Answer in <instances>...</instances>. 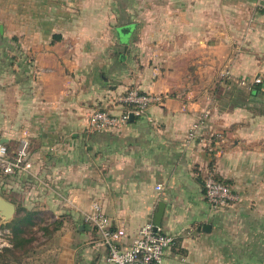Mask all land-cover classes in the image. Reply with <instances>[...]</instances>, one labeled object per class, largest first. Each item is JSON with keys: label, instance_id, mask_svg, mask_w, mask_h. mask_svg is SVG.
Returning a JSON list of instances; mask_svg holds the SVG:
<instances>
[{"label": "crops", "instance_id": "0c3cea01", "mask_svg": "<svg viewBox=\"0 0 264 264\" xmlns=\"http://www.w3.org/2000/svg\"><path fill=\"white\" fill-rule=\"evenodd\" d=\"M140 2L0 0V138L10 155L26 140L29 164L4 176V199L55 220L49 264H112L83 220L92 201L121 249L162 202L175 239L164 264H264V7L146 0L134 34L125 20ZM132 88L161 100L120 129L83 131L95 109L126 110L117 98ZM210 167L237 196L219 211L203 195Z\"/></svg>", "mask_w": 264, "mask_h": 264}, {"label": "built area", "instance_id": "2783aa9c", "mask_svg": "<svg viewBox=\"0 0 264 264\" xmlns=\"http://www.w3.org/2000/svg\"><path fill=\"white\" fill-rule=\"evenodd\" d=\"M255 1L258 6L264 7L260 4L264 0ZM252 83L261 84L263 81L259 77H253ZM241 84L244 85L245 81H242ZM160 100L161 98L157 95L132 88L117 98V103L125 105L126 110L120 114H112L106 109H95L89 115L83 131L91 134L106 129H120L128 123L130 114L139 116L150 105L159 103ZM207 115L208 112H205L201 119L191 125L186 135L187 142L200 136L201 126ZM215 142L214 139L209 140L208 150L210 152L216 151ZM27 158L28 142L26 140L22 139L16 153L10 155L6 144L0 138V172L3 176H15L26 172L29 168ZM202 186L205 202L211 211L225 209L237 201V196L233 193L230 185L218 179L216 171L212 167L205 171ZM160 189L161 186L158 185L157 190ZM83 220L96 231L97 238L94 243L98 247L106 248L107 261L112 264H164V250L175 243L174 237L163 233L160 227L155 228L153 220L150 219L139 229L130 246L127 249H121L117 243L119 235L112 229L109 218L97 201H92L89 212L83 215Z\"/></svg>", "mask_w": 264, "mask_h": 264}, {"label": "rangeland", "instance_id": "374dc122", "mask_svg": "<svg viewBox=\"0 0 264 264\" xmlns=\"http://www.w3.org/2000/svg\"><path fill=\"white\" fill-rule=\"evenodd\" d=\"M141 1L134 11H129V16L125 20L128 24H137L133 29L134 34L147 18L146 0ZM240 87L244 88V85L241 84ZM230 90L231 87L224 89L225 99ZM209 93H212V90L205 91V94ZM6 180L7 178L0 172V198H4V193H7L4 187ZM15 206L16 211L11 220L6 222L0 217V264H47L56 255L53 247L57 237L53 233L55 220L50 216L35 215V212L30 211V220H22L25 210L17 201ZM239 224L243 225V221Z\"/></svg>", "mask_w": 264, "mask_h": 264}, {"label": "water", "instance_id": "95a60500", "mask_svg": "<svg viewBox=\"0 0 264 264\" xmlns=\"http://www.w3.org/2000/svg\"><path fill=\"white\" fill-rule=\"evenodd\" d=\"M260 4L264 6V2H261ZM132 28H133L132 25H125V26L119 27L117 29L118 35L121 38H126L130 34ZM132 119H133V115L130 114L129 120H132ZM163 210H164V203L160 202L154 214L153 222H154L155 228L160 227L161 225V218L163 215ZM15 211L16 209L13 203L7 201L4 198H0V217H2L4 221L7 222L11 220L15 214Z\"/></svg>", "mask_w": 264, "mask_h": 264}, {"label": "trees", "instance_id": "16d2710c", "mask_svg": "<svg viewBox=\"0 0 264 264\" xmlns=\"http://www.w3.org/2000/svg\"><path fill=\"white\" fill-rule=\"evenodd\" d=\"M260 86H261V84H255V83H253V86L251 87V93L250 94H252V92H256V91H258L259 90V88H260ZM129 91V90H128ZM236 97H238V96H236ZM218 178V177H217ZM219 179V178H218ZM221 180V179H220ZM223 181V180H222ZM224 182V181H223ZM226 183V182H225ZM4 197V196H3ZM30 218H31V213H29V212H26L25 211V215H24V217L22 218V220H26V221H29L30 220ZM15 221V220H14ZM20 232V231H19ZM27 242V241H26Z\"/></svg>", "mask_w": 264, "mask_h": 264}]
</instances>
